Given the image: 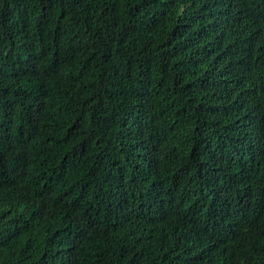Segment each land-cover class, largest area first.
<instances>
[{
  "label": "trees",
  "instance_id": "1",
  "mask_svg": "<svg viewBox=\"0 0 264 264\" xmlns=\"http://www.w3.org/2000/svg\"><path fill=\"white\" fill-rule=\"evenodd\" d=\"M216 4L264 0H0V264H264V41Z\"/></svg>",
  "mask_w": 264,
  "mask_h": 264
},
{
  "label": "clouds",
  "instance_id": "2",
  "mask_svg": "<svg viewBox=\"0 0 264 264\" xmlns=\"http://www.w3.org/2000/svg\"><path fill=\"white\" fill-rule=\"evenodd\" d=\"M255 5L254 11L249 15V26L245 30L236 26V17L246 15L247 11L240 8L237 4L231 9H226L223 4L214 5L205 16V23L202 25L201 32H212L223 38L225 36L234 34L236 45L243 50H253L256 54L260 53V47L264 41V4L256 12ZM230 65L234 72L240 71L242 64L233 59L230 60ZM239 74V73H236ZM4 203L2 206V221H5L8 226L14 222H20L25 214V206L20 205L22 196L12 193L10 191H3Z\"/></svg>",
  "mask_w": 264,
  "mask_h": 264
}]
</instances>
